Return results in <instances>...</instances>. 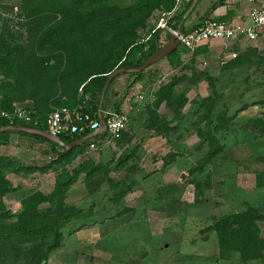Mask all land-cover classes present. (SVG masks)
I'll list each match as a JSON object with an SVG mask.
<instances>
[{
  "label": "rangeland",
  "instance_id": "374dc122",
  "mask_svg": "<svg viewBox=\"0 0 264 264\" xmlns=\"http://www.w3.org/2000/svg\"><path fill=\"white\" fill-rule=\"evenodd\" d=\"M70 1L0 0L2 43L22 51L42 19L47 37L40 40L41 47L48 48L61 17L48 8ZM134 1L107 3L121 7ZM28 8L36 12L31 23L22 12ZM163 11L151 9L145 26L138 28L139 39L161 28L160 44L167 40V27L156 26ZM254 47L231 67L223 59L232 50H219L181 59L183 66H173L163 56L150 74L147 70L129 86L124 83L127 74L117 73L103 100L107 107L119 104L129 122L113 145L102 144L97 157L85 158L96 169L89 176L75 175L65 189V203L84 208L85 215L68 222L59 245L45 254L32 244L0 241V264H264L260 257L242 259L237 249L221 254L213 226L232 212L264 214V44ZM182 49L178 44L179 53ZM61 53L46 54L47 63L61 68ZM170 81L173 85L166 86ZM81 87L77 95L90 99V91ZM166 89H171L170 99ZM179 95L186 97L181 110ZM208 95L217 100L212 122L203 116L201 103ZM220 111L232 118H222ZM216 123L219 127L213 128ZM7 135L0 142V156L11 159L4 168L9 190L0 200L4 208L17 211L23 196L51 192L73 164L40 170L49 158L43 159L17 131ZM48 206L57 203L42 202L38 208Z\"/></svg>",
  "mask_w": 264,
  "mask_h": 264
},
{
  "label": "trees",
  "instance_id": "16d2710c",
  "mask_svg": "<svg viewBox=\"0 0 264 264\" xmlns=\"http://www.w3.org/2000/svg\"><path fill=\"white\" fill-rule=\"evenodd\" d=\"M191 1L186 0L182 8L176 11L169 19L167 28L175 30L178 27L182 14ZM223 1L214 0L208 9V13ZM107 2L108 0H72L48 8L53 13L59 12L61 14L59 21L56 22L48 48L41 47L40 40L47 37L46 31L41 28L44 24L42 19L36 24L37 32L32 35L29 44L27 47H23L22 51H15L7 43H2L1 36L0 42L3 44V50L0 53V72L3 77L0 79V108L9 109L15 103H22L33 109L34 116L38 115L43 120L54 105L61 104L72 107L82 103L83 109L92 117L97 118L100 93L108 74L123 66H140L160 45L159 31L161 28L155 29L147 37L143 36V39H139L138 28L145 26L148 14L153 7L169 10L174 4V0H135L125 6L117 7L109 5ZM22 12L29 17L31 23L36 12L32 8ZM204 17L207 15L202 18ZM183 22L180 29L184 32L187 29ZM54 48L59 50H53ZM57 52H62L64 63L61 68L55 69V63L49 65L47 63L48 57L45 55L53 56ZM78 53L84 58L80 60ZM100 54L108 55L99 59ZM165 56H169L170 59L168 60L173 66H183L177 46ZM235 58L224 61V66L231 67L241 62L239 58ZM150 65L138 71L123 72L132 77L128 86L130 83L133 84L138 81L147 70L150 74ZM117 76L115 75L110 81L104 98L107 97L112 82ZM80 85L83 92L90 91V99L83 101V95H77ZM169 85L172 86L173 82L170 81L166 86ZM166 90H170L169 94H166L170 99L171 89ZM94 96L97 97L94 98ZM176 101L178 109L181 110L186 97L179 95ZM216 102V98L209 95L201 101L204 105L203 116L207 118L208 122L211 121V114L215 109ZM103 107H107L104 100ZM112 107L120 109L119 104H113ZM220 113L222 118H232V114H225V111H220ZM260 122H264V120L262 119ZM9 124H22L45 129V125L34 124L32 121L14 120L9 122L5 117H0V126ZM218 127L219 124H213V128ZM14 131L22 135H30L50 145V150L54 155L46 163H42L39 167L40 170H45L55 164H73L69 168L70 172H62L61 177L55 180L51 192L46 194L36 192L23 196L17 211L4 208L0 200V241L32 244L33 250H40L45 254L59 245L62 237L61 229L68 222L85 215L84 208L65 203V189L75 175L84 172L86 176H89L91 171L96 169V166L92 167L90 164L92 161H85L84 158L75 163V158L85 148L89 140H98L99 137L98 134L86 137L90 133L88 129L83 132L58 133L59 138L65 144L84 137L79 143L70 148H65L64 145L40 134L23 130H1L0 142H5L7 134ZM212 138L215 137L212 136ZM98 144H101L100 140H98ZM91 159L93 160V158ZM10 160L0 156V199L1 195L9 190L4 168L7 167ZM2 161L5 162L4 165ZM109 180L111 181V179ZM42 202H56L57 206L55 208L48 206L47 209L40 210L38 206ZM260 222L263 224L262 227ZM213 226L221 254H227L230 249H237L240 251L242 259L264 258V214L252 209L232 212L217 218Z\"/></svg>",
  "mask_w": 264,
  "mask_h": 264
},
{
  "label": "built area",
  "instance_id": "2783aa9c",
  "mask_svg": "<svg viewBox=\"0 0 264 264\" xmlns=\"http://www.w3.org/2000/svg\"><path fill=\"white\" fill-rule=\"evenodd\" d=\"M181 2L182 0H174L172 8L162 12L156 26L167 27L169 19L176 13ZM247 16L251 20L250 24L241 22L233 23L226 19H219L212 16L202 18L194 27L187 29L180 36V44L184 47V51L180 52V58L190 60L195 57L196 48L201 43L210 39H221L224 42L239 39L241 36L254 39L258 30L264 28V7L257 4L251 5L248 9ZM235 55V51L227 53L223 62L228 57ZM202 63L205 64L206 61L202 60ZM100 116L103 118L105 124L104 131H101ZM0 117H5L9 122L22 120L45 125V129L55 135L67 131L83 132L86 129L90 133L96 131L94 134H98V140L101 141L100 145H113L114 141L120 137L122 130L129 122L128 113L122 109L103 107L100 113L97 111V118H94L83 109L82 104H77L72 107L67 105L54 107L41 120L38 115L34 116L32 108L22 103H15L12 108H0ZM98 140H89L85 148L77 154L75 161L77 162L88 157H97L100 148Z\"/></svg>",
  "mask_w": 264,
  "mask_h": 264
},
{
  "label": "crops",
  "instance_id": "0c3cea01",
  "mask_svg": "<svg viewBox=\"0 0 264 264\" xmlns=\"http://www.w3.org/2000/svg\"><path fill=\"white\" fill-rule=\"evenodd\" d=\"M214 0H198L194 6L192 13L187 15L184 19V27L190 29L193 25L197 24L203 16H212L226 19L230 22H241L244 24H250L251 20L247 16L248 9L253 4H257L264 7V0H224L222 3L217 5L211 12L208 13L211 3ZM189 18V19H188ZM188 19V20H187ZM187 20V25L185 21ZM168 32V29L165 28ZM180 44V42L178 43ZM264 44V28L258 30L257 35L254 39H249L246 36H241L239 39L222 41L221 39H210L201 43L195 50V55L200 54H214L215 52L226 50H232L236 52V55L233 57H228L227 60H232L234 57H238L240 60L245 58L251 51L255 49V45ZM254 48V49H253ZM180 51V50H179ZM184 51V47L181 52ZM231 52V51H230ZM229 53V52H228ZM226 57V56H225ZM163 58V57H162ZM159 59L158 61H160ZM158 61L152 63L150 68H154L158 64ZM167 59V63H168ZM153 66V67H152ZM132 80V77L127 76L124 79V83H129ZM21 140H25L31 144L32 148L39 150L43 156V159L51 158L54 153L50 150V145L48 143H41L38 139L33 137H27V135L18 136ZM35 144V145H34Z\"/></svg>",
  "mask_w": 264,
  "mask_h": 264
},
{
  "label": "water",
  "instance_id": "95a60500",
  "mask_svg": "<svg viewBox=\"0 0 264 264\" xmlns=\"http://www.w3.org/2000/svg\"><path fill=\"white\" fill-rule=\"evenodd\" d=\"M197 1L198 0H192L191 1L190 5L186 9V11L182 14V17L179 21L178 27L175 30L168 29L169 34H168L167 40L164 43L158 45L157 48L144 60V62L140 66H137V67H125V66H123V67L114 69L113 71H111L108 74V76L104 82V85L101 89L100 99H99V104H98V113H100V111H101L103 98H104L105 92L109 86V83L117 73H119V72H132V71L141 70L142 68L147 67L148 65L156 62L161 57L165 56L168 52L173 50L178 45V43L180 42V36L183 34V31H181V29H180V25L184 21V19L187 17V15H189V13L192 11V9L194 8ZM99 120L101 122V131H104L105 124H104L103 118L100 116ZM1 130H23V131H27L29 133L40 134L47 139H50V140H53V141L59 143L60 145H64L65 148H70L71 146L79 143L82 139H84V137H83V138H80L76 141L65 144L59 138L58 135L52 134L51 132L47 131L46 129H40L37 127L25 126L22 124L3 125V126H0V131ZM95 132L96 131L89 133L86 137L92 136Z\"/></svg>",
  "mask_w": 264,
  "mask_h": 264
}]
</instances>
